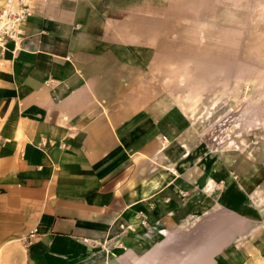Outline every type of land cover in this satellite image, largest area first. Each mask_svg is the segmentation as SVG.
<instances>
[{"label":"crops","instance_id":"obj_1","mask_svg":"<svg viewBox=\"0 0 264 264\" xmlns=\"http://www.w3.org/2000/svg\"><path fill=\"white\" fill-rule=\"evenodd\" d=\"M29 4L0 56V264L261 262L264 196L155 95L170 4Z\"/></svg>","mask_w":264,"mask_h":264},{"label":"rangeland","instance_id":"obj_2","mask_svg":"<svg viewBox=\"0 0 264 264\" xmlns=\"http://www.w3.org/2000/svg\"><path fill=\"white\" fill-rule=\"evenodd\" d=\"M165 1L173 55L156 58V97L189 114L212 168L264 196V0Z\"/></svg>","mask_w":264,"mask_h":264},{"label":"built area","instance_id":"obj_3","mask_svg":"<svg viewBox=\"0 0 264 264\" xmlns=\"http://www.w3.org/2000/svg\"><path fill=\"white\" fill-rule=\"evenodd\" d=\"M29 13V0H4L0 7V56L6 49L7 41L17 38L20 26ZM34 235L35 229L30 230L25 236L26 242H30Z\"/></svg>","mask_w":264,"mask_h":264},{"label":"bare ground","instance_id":"obj_4","mask_svg":"<svg viewBox=\"0 0 264 264\" xmlns=\"http://www.w3.org/2000/svg\"><path fill=\"white\" fill-rule=\"evenodd\" d=\"M251 158H252V156H251ZM190 259H191V258H190ZM181 260H182V259H181ZM189 262H190V261H189ZM192 262H193V261H192ZM184 263H185V261H184ZM184 263H183V264H184Z\"/></svg>","mask_w":264,"mask_h":264}]
</instances>
